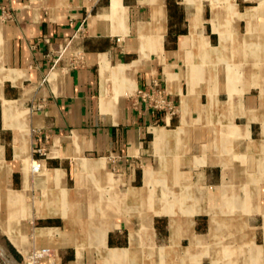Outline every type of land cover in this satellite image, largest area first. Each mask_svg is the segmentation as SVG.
<instances>
[{
    "label": "crops",
    "instance_id": "obj_1",
    "mask_svg": "<svg viewBox=\"0 0 264 264\" xmlns=\"http://www.w3.org/2000/svg\"><path fill=\"white\" fill-rule=\"evenodd\" d=\"M155 80L177 115L133 106ZM34 250L264 264V0H0V252Z\"/></svg>",
    "mask_w": 264,
    "mask_h": 264
},
{
    "label": "built area",
    "instance_id": "obj_2",
    "mask_svg": "<svg viewBox=\"0 0 264 264\" xmlns=\"http://www.w3.org/2000/svg\"><path fill=\"white\" fill-rule=\"evenodd\" d=\"M3 17L6 20L12 18V14L9 10L3 8ZM85 32V27L81 24L75 33V37H80ZM67 47H62L57 53L54 62L60 61L67 51ZM50 56V55H49ZM67 58L69 61V67L78 68L85 63V52L81 49H76L68 52ZM131 102L135 108L145 105L151 109L154 113L162 114L161 119L171 118L178 114L179 105L175 98L167 91L166 88H163L158 80L153 81L151 85L147 88H137L130 95ZM37 109H41V106H37ZM40 155H47V150L45 147L38 149ZM41 169V164L35 162L33 164V170L39 171ZM45 256L44 250H34L26 258L25 264H42V259Z\"/></svg>",
    "mask_w": 264,
    "mask_h": 264
},
{
    "label": "rangeland",
    "instance_id": "obj_3",
    "mask_svg": "<svg viewBox=\"0 0 264 264\" xmlns=\"http://www.w3.org/2000/svg\"><path fill=\"white\" fill-rule=\"evenodd\" d=\"M0 262L2 264H11L8 258L6 256H3L1 252H0Z\"/></svg>",
    "mask_w": 264,
    "mask_h": 264
},
{
    "label": "water",
    "instance_id": "obj_4",
    "mask_svg": "<svg viewBox=\"0 0 264 264\" xmlns=\"http://www.w3.org/2000/svg\"><path fill=\"white\" fill-rule=\"evenodd\" d=\"M0 264H2V263L0 262Z\"/></svg>",
    "mask_w": 264,
    "mask_h": 264
}]
</instances>
